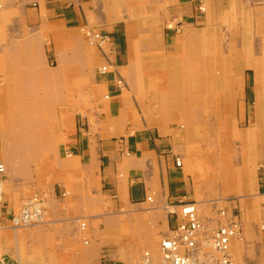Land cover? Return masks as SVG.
Segmentation results:
<instances>
[{
    "label": "crops",
    "instance_id": "0c3cea01",
    "mask_svg": "<svg viewBox=\"0 0 264 264\" xmlns=\"http://www.w3.org/2000/svg\"><path fill=\"white\" fill-rule=\"evenodd\" d=\"M132 2L134 9L144 12L141 18L126 22L124 31L120 28L126 17L122 11L130 9L128 4ZM4 4L13 17L10 24H0V66L21 65L23 69L16 68L14 73L23 72L29 80L22 86L4 82L0 89H53L54 73L46 68L49 55L57 63L65 55L74 59L76 50L71 37L79 42L77 29L84 24L112 37L115 69L128 84L118 90L114 73L98 76V66L94 67L93 82L85 90L87 95L79 98L75 121L62 150L46 163L47 173L42 179L46 185L38 192L44 196L47 222L26 232L30 245L45 253L44 264H142L145 250L156 264L160 261L161 239L185 221L178 206L181 201L196 204L206 229L223 224L235 211L242 237L231 240L230 255L239 264H264V113L259 108L264 107L262 48L246 53L234 49L225 54L239 59L233 65L229 60L230 65L222 66V77H215L214 65L207 66L208 90L227 89L228 79L238 83L236 100L244 113L231 119L236 123L233 130L252 140L249 146L254 151L253 161L262 167L251 194L246 181H239L237 176H233L235 181L224 182L218 188L198 179L192 163L195 152L189 146L195 131L152 127L154 119L141 117L136 100L138 63L142 59L143 72L148 69L160 80V85H155L150 78L144 89L163 88L164 80L171 105H183V79L181 71H177L183 42L189 38L199 42L205 36L214 40L217 26L264 30V0H5ZM201 4L205 6L203 12L198 9ZM170 22L183 28L182 32L168 28ZM138 30L144 38L139 54L134 52L131 40L132 33ZM233 31L231 40H247ZM254 37L249 40L262 41ZM91 53L96 63L103 62L96 47ZM199 79L194 77L201 83ZM105 93L111 96L105 98ZM248 104L253 108L251 114L246 112ZM241 168L236 167V175ZM224 196L228 200L222 201V207L220 200ZM8 207L0 203L4 227L10 221ZM221 208L226 209L225 217L219 212ZM80 220L85 221L84 227ZM216 258L214 253L210 261ZM39 259L36 257L38 264ZM0 264L21 263L18 254L8 249L0 254Z\"/></svg>",
    "mask_w": 264,
    "mask_h": 264
},
{
    "label": "rangeland",
    "instance_id": "374dc122",
    "mask_svg": "<svg viewBox=\"0 0 264 264\" xmlns=\"http://www.w3.org/2000/svg\"><path fill=\"white\" fill-rule=\"evenodd\" d=\"M4 3L5 0H0L1 25L10 24L13 17L12 11L5 9ZM128 5L130 9L122 11L126 17L120 24V28H124V31H126V26H124L126 22L141 18L144 12L134 9V2ZM199 11H205V6L203 5V10L199 9ZM170 24L175 26V23H168ZM136 28L140 27L135 26L134 29ZM182 29L180 27L179 31L175 29L174 31L181 33ZM139 30L131 35L133 49L137 54L144 46L143 34ZM233 30L239 33L237 37H247V40H231ZM77 34L79 42L73 36L71 37L76 50L74 59L67 58L65 55L63 60L57 63L52 54L49 55L46 68L50 73H54L55 87L53 89L32 90L22 87L0 89V162L5 167L0 174L2 183L0 203L2 201L6 203L11 212L29 196L39 195L43 199L44 196L38 192V189L45 188L46 185V181L42 180L47 173L46 163L55 157L59 149L62 150L66 134L75 121L79 98L87 95H85V90L93 82L92 70L102 63H96L91 53V49L95 46L83 36L79 29H77ZM254 36L260 37L262 41L249 40V37L252 39L255 38ZM149 37L147 34V39ZM207 38L211 36L201 37L202 40L199 42L189 38L182 44L177 71L182 72L179 75L183 79L184 89L181 96L184 95L182 98L184 103L179 107H174L169 102L170 91L166 88L164 80H161L163 88L144 89L145 81L150 78L157 83L155 85H160L158 84L160 80L158 74L150 73L146 68L147 72H143L140 58L137 75L138 96L136 97L138 112L142 118L154 119L152 127L157 128L164 125L184 131L192 128L195 131V137L189 142V146L195 152L192 163L198 173V179L206 181L207 186L218 188L224 182L235 181L234 177L237 176L239 181H246L247 192L251 194L255 192L253 189L256 188V183L261 177L262 167H258L260 163L253 161L254 151L249 146L252 140L250 141L249 138L233 130L236 123L231 119L235 118L238 113H244V108L240 107L236 100L238 83L234 78L232 81L228 79L227 89L208 90L207 80L210 77L207 66L214 65L215 77H222V66L230 65L229 60L233 65L239 59L238 57H226L225 54L232 53L234 49L245 53L255 48H262L264 51V30L262 27L224 25L215 27L214 40H207ZM46 43L50 44L47 41ZM16 68L19 71L22 67L21 65L17 67L15 65L0 66V84L11 81V83L16 82L17 85L22 86L29 80V75L23 72L15 74ZM40 69H42L41 65ZM57 71L60 72L57 73ZM39 77L44 79V75ZM194 77L200 78L201 83L194 81ZM233 86L236 87L233 88ZM126 87H128L127 83ZM225 102L229 107H224ZM259 108L260 113L263 114L264 107ZM252 109L251 104L246 106L248 114H251ZM220 118L222 119L218 121L217 119ZM28 131L32 133L29 134ZM16 149L19 152H10ZM240 166L243 168L238 170L236 175V167ZM229 176L232 179H229ZM223 200H228V198L224 196L220 200L222 207ZM43 202L45 206L44 223L13 228L9 221L8 226L5 225L6 228L3 227L4 229L0 230V254L9 249L18 254L21 264H38L36 257L40 258L39 264H44L42 258L45 253L36 246L32 247L26 235L31 228L47 222L44 199ZM235 214L237 215L236 212ZM214 253L217 255L211 246L202 242L200 248L202 258H214Z\"/></svg>",
    "mask_w": 264,
    "mask_h": 264
},
{
    "label": "built area",
    "instance_id": "2783aa9c",
    "mask_svg": "<svg viewBox=\"0 0 264 264\" xmlns=\"http://www.w3.org/2000/svg\"><path fill=\"white\" fill-rule=\"evenodd\" d=\"M198 9L203 10V4ZM178 24L180 23L177 22ZM168 28L179 31L180 28L168 25ZM80 32L99 51L103 62L96 68L98 76L114 73L115 88L120 90L126 87L123 77L116 71L115 63L112 60L114 42L112 37L101 33L94 27L87 24L79 27ZM110 93H105L104 97L109 98ZM175 162L180 165V159L176 157ZM4 164L0 162V174L4 171ZM63 195L67 192H63ZM2 198V183L0 178V201ZM150 199V197H148ZM180 213L185 221L175 226L171 233L161 239L160 261L156 264H239L229 253L230 242L233 238L242 237V225L234 211L225 218V222L215 228L206 229L203 221L197 214L196 204L193 201H181L179 204ZM171 206H167L168 212H172ZM45 206L43 199L39 195H32L25 198L15 210L10 212L9 219L11 227L18 228L29 225H37L45 222ZM220 214L226 216V209H221ZM1 216V215H0ZM85 226V222H80ZM264 228V220L262 223ZM0 218V230L3 228ZM202 242L207 243L217 253L214 260L200 258V248ZM142 264H153L148 250L142 254Z\"/></svg>",
    "mask_w": 264,
    "mask_h": 264
},
{
    "label": "bare ground",
    "instance_id": "6f19581e",
    "mask_svg": "<svg viewBox=\"0 0 264 264\" xmlns=\"http://www.w3.org/2000/svg\"><path fill=\"white\" fill-rule=\"evenodd\" d=\"M126 134V133H125ZM24 200V199H23Z\"/></svg>",
    "mask_w": 264,
    "mask_h": 264
}]
</instances>
